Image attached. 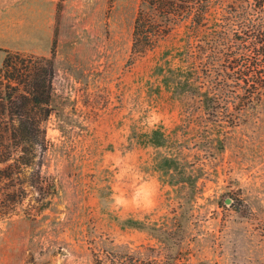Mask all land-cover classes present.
<instances>
[{"label":"rangeland","instance_id":"obj_1","mask_svg":"<svg viewBox=\"0 0 264 264\" xmlns=\"http://www.w3.org/2000/svg\"><path fill=\"white\" fill-rule=\"evenodd\" d=\"M140 2L0 0V73L33 58L53 95L0 106V264H264V101L233 126L176 94L190 31L134 59Z\"/></svg>","mask_w":264,"mask_h":264},{"label":"trees","instance_id":"obj_2","mask_svg":"<svg viewBox=\"0 0 264 264\" xmlns=\"http://www.w3.org/2000/svg\"><path fill=\"white\" fill-rule=\"evenodd\" d=\"M180 24L190 31L186 51L180 53L188 70L166 78L169 88L199 98L214 117L219 109L245 113L264 101V0H141L133 31V58L153 50ZM41 62L50 65L53 79L51 62ZM42 69L48 72L33 58L9 54L0 73V106L6 109L22 98L29 105H50L52 89ZM3 87L8 93L2 98ZM228 117L233 126L240 119L231 112ZM21 135L27 137L25 131ZM151 139L162 145L164 138L157 130ZM169 162L165 160L164 169L170 167ZM126 257L114 252L110 263L97 258L95 264H134Z\"/></svg>","mask_w":264,"mask_h":264},{"label":"water","instance_id":"obj_3","mask_svg":"<svg viewBox=\"0 0 264 264\" xmlns=\"http://www.w3.org/2000/svg\"><path fill=\"white\" fill-rule=\"evenodd\" d=\"M230 202V201H229Z\"/></svg>","mask_w":264,"mask_h":264}]
</instances>
